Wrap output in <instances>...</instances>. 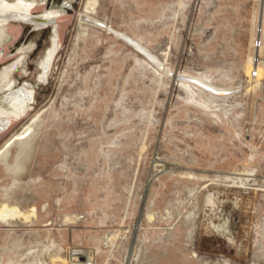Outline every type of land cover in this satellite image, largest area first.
Segmentation results:
<instances>
[{"label": "rangeland", "instance_id": "rangeland-1", "mask_svg": "<svg viewBox=\"0 0 264 264\" xmlns=\"http://www.w3.org/2000/svg\"><path fill=\"white\" fill-rule=\"evenodd\" d=\"M262 20L263 0H38L0 72L30 100L0 133V208L29 215L0 222V264H264Z\"/></svg>", "mask_w": 264, "mask_h": 264}, {"label": "bare ground", "instance_id": "bare-ground-1", "mask_svg": "<svg viewBox=\"0 0 264 264\" xmlns=\"http://www.w3.org/2000/svg\"><path fill=\"white\" fill-rule=\"evenodd\" d=\"M263 2H264V0H263ZM38 14H39V17L42 18V15H40L41 13H38ZM260 25H261V27L264 26L263 20L261 21ZM56 29H57V26L55 24L52 25V30H53L54 36H55ZM261 31H262V28L257 33V36L259 39L264 38V32L263 31L261 32ZM56 36H57V34H56ZM52 39H53V37H52ZM57 40L56 39L54 40L55 41L53 43L54 46L58 45ZM22 57L23 56L21 55L15 62H13L10 65V68L8 69V73H12V71L16 68V66L22 61V59H21ZM48 57L50 58V56H48ZM47 66H48V64H47ZM5 74H7V73H5ZM261 77L264 78V74L262 72H261V74L258 73L257 78L252 80L253 81L252 83H255V85H253L254 87L258 86V84L260 83L259 80ZM1 81L4 82V84H0V88L3 86H7L8 90H10V92L7 96H5L3 98L2 103L0 104V133L3 132L12 122H17L20 118H22V116L25 115V113L28 111L29 105H30V100H28V98L23 97L26 94L24 93V95H22V93H19V91H18V90H21L22 87L18 88L16 91H11V85L13 83L10 82L9 79H7V75H5V78ZM23 88H25V87H23ZM26 89L28 92L27 94L30 96L32 94V89L29 86H27V84H26ZM24 133H25V131L23 132V134L21 133L22 135L17 134L18 135V136L16 135L17 140H21V138L24 137ZM14 139H15V137H14ZM5 153H6V148H4V150L2 151L1 154L6 155ZM28 218H29V215H26L25 213L21 212L15 206L9 207L8 205H2V207L0 208V222H2V223L9 224L11 221L21 220V219L26 221V220H28ZM88 254L90 255V253H88ZM89 255H87L88 258H90ZM58 261H61V263H64L66 261V259L64 260V258L59 257ZM54 262H56V261H54ZM23 264H26V263H23Z\"/></svg>", "mask_w": 264, "mask_h": 264}, {"label": "water", "instance_id": "water-1", "mask_svg": "<svg viewBox=\"0 0 264 264\" xmlns=\"http://www.w3.org/2000/svg\"><path fill=\"white\" fill-rule=\"evenodd\" d=\"M37 4L38 0H0V72L31 30Z\"/></svg>", "mask_w": 264, "mask_h": 264}, {"label": "built area", "instance_id": "built-area-1", "mask_svg": "<svg viewBox=\"0 0 264 264\" xmlns=\"http://www.w3.org/2000/svg\"><path fill=\"white\" fill-rule=\"evenodd\" d=\"M253 46L256 48L264 47V40L255 37ZM260 61L264 65V60ZM61 264H94V260L93 258H88L86 255H84V252L82 250L73 249L68 252L66 261Z\"/></svg>", "mask_w": 264, "mask_h": 264}]
</instances>
